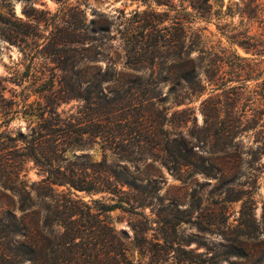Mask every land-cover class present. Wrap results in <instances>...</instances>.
I'll list each match as a JSON object with an SVG mask.
<instances>
[{
  "label": "rangeland",
  "instance_id": "374dc122",
  "mask_svg": "<svg viewBox=\"0 0 264 264\" xmlns=\"http://www.w3.org/2000/svg\"><path fill=\"white\" fill-rule=\"evenodd\" d=\"M256 3L210 0L200 15L184 0H0V219L9 210L53 250L71 239L65 264H264L263 138L252 121L232 140L217 135L226 102L248 110L236 88H264ZM136 11L155 30L184 25L182 60L147 57ZM188 60L202 64L201 87L175 105L161 80ZM184 107L194 122L158 124ZM57 172L89 188L54 185L76 207L66 228L46 180Z\"/></svg>",
  "mask_w": 264,
  "mask_h": 264
},
{
  "label": "trees",
  "instance_id": "16d2710c",
  "mask_svg": "<svg viewBox=\"0 0 264 264\" xmlns=\"http://www.w3.org/2000/svg\"><path fill=\"white\" fill-rule=\"evenodd\" d=\"M60 1V0H56ZM188 1L191 7L199 12L200 15L202 13H207L211 9V4H209L210 0H184ZM214 2L217 0H213ZM256 1V0H252ZM256 17L259 19V22L264 21V6L260 3H256ZM220 14V13H219ZM134 15L139 17L143 22L139 25L135 26L136 30L138 31L135 35H139L142 39H146L145 42H150V49H145L148 52V58L154 59L158 58L162 52H168L171 55V61L175 59H180L181 55L179 52L182 50L184 45V40L186 39V35L184 32V25H180V21H174L176 27V32H170L168 27H162L160 29L155 30V23L148 21L146 16V12H134ZM27 17L28 14H26ZM11 17H15V14L11 13ZM2 21L5 25L9 26V18L8 17H1ZM30 19V18H29ZM140 21V20H139ZM178 30V31H177ZM156 31V32H155ZM155 32V33H154ZM251 37H247L246 40H243L241 43L251 46L252 43L249 41ZM144 42V44H145ZM248 49V48H245ZM255 51H261V49L256 48ZM257 54V52H255ZM187 53L185 55L187 56ZM165 57V56H164ZM201 59V56L199 57ZM189 62H185L183 64H179L178 68L175 71H171V74L164 76L163 80L167 81L170 84V88L168 92L174 93V100L172 103L175 105H180L183 103V100L190 99L189 97L197 93L196 87H201V79L198 76V70L201 69L202 64H198V66L192 61L188 60ZM159 81V82H161ZM183 82V84H182ZM144 87L151 88L152 84H141ZM155 87L158 86V83H155ZM152 93V90H151ZM246 93V94H244ZM243 94L244 99L247 101L248 110L242 109L240 113L235 116L236 111L230 106L229 102H226L227 109L224 110L226 112L227 119L223 122V127L221 129V133L217 134L220 138L232 140L234 135L246 128L250 127V122L256 123L255 128L257 129V133L261 134L263 138V142L258 147L259 153L264 154V88L260 86V88L252 87L247 88L246 84L240 85L236 88L235 95L240 96ZM229 98V97H228ZM231 99V98H229ZM219 106H216L218 108ZM167 109V108H166ZM220 110V107L218 108ZM222 109V108H221ZM221 111V110H220ZM250 111V112H248ZM161 120H159L158 124L167 123L170 124H186L188 120L194 122L196 117L193 115V111L190 107H184L180 110H174L170 113V116L167 118L166 113H161ZM233 119H231V118ZM56 133L52 136L55 137ZM58 135V134H57ZM56 141V139H54ZM179 143H176V139H173V146L178 148ZM184 145V144H183ZM57 175H61L63 178H59V176H50L46 178L48 188L51 190V199L53 201V206L56 211L63 205V208L67 210L66 218L59 220H55L54 223L56 225H64L65 219L70 217L75 212V206L72 204L71 206H66V204H61L60 200L55 197L57 192L54 188V185H71L74 188H79L80 190L89 189L88 186L83 185L82 183L77 182V180H72L64 178V174L61 172H57ZM223 178L227 177L226 174L222 173ZM235 198L229 199V201H233ZM239 199V198H238ZM255 202L251 197L246 198L243 200L239 214H240V224L245 221V225H248L246 221L253 220V208ZM74 207V209H73ZM106 210H111L115 206L112 204L111 206H105ZM262 218H264V205L262 207ZM2 221L3 230L0 233V264H51V261L55 264H65L64 260L61 259V249L66 245L71 243L70 240L60 241L56 243V247L53 250L50 246H40L35 242V238L32 235V230L28 224V222L24 219H17L14 215L11 214L9 210L6 211L4 217L0 219ZM50 220L54 221L53 219H48V226L51 225ZM73 220L69 219L68 224L64 225L63 227L66 228L68 225L70 226ZM51 232H58L56 227L53 226L50 228ZM69 237V236H68ZM74 238H72L73 240Z\"/></svg>",
  "mask_w": 264,
  "mask_h": 264
}]
</instances>
